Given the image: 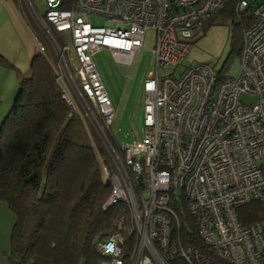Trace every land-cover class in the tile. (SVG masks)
<instances>
[{
	"label": "built area",
	"instance_id": "2783aa9c",
	"mask_svg": "<svg viewBox=\"0 0 264 264\" xmlns=\"http://www.w3.org/2000/svg\"><path fill=\"white\" fill-rule=\"evenodd\" d=\"M22 1L61 98L109 157L105 164L95 147L110 182L105 205L129 206L134 243L127 247L113 231L98 241L99 264H264V218L242 224L238 212L255 201L264 210V0H236L237 18L249 13L252 21L241 36L236 74L224 77L202 62L176 76L158 70L184 57L198 24L227 0H45L43 15ZM91 15L104 24L90 23ZM149 27L156 41L154 71L143 80L144 133L116 144L114 109L92 54L106 49L126 66ZM52 28L67 30L70 43ZM183 200L203 250L178 244L172 231Z\"/></svg>",
	"mask_w": 264,
	"mask_h": 264
},
{
	"label": "trees",
	"instance_id": "16d2710c",
	"mask_svg": "<svg viewBox=\"0 0 264 264\" xmlns=\"http://www.w3.org/2000/svg\"><path fill=\"white\" fill-rule=\"evenodd\" d=\"M227 2L221 9L239 28L240 57L241 36L252 16L237 18L236 0L226 7ZM34 50L29 76L15 69L18 90L0 121V201L14 214L7 259L10 264H99L104 256L98 241L113 231L124 235L127 247L134 243L129 206L124 201L105 205L110 182L103 179L96 149L106 152L70 112L49 62ZM0 65L15 67L1 53ZM181 205L178 226H172L175 238L203 250L186 202ZM238 212L242 224L264 218L256 201Z\"/></svg>",
	"mask_w": 264,
	"mask_h": 264
},
{
	"label": "rangeland",
	"instance_id": "374dc122",
	"mask_svg": "<svg viewBox=\"0 0 264 264\" xmlns=\"http://www.w3.org/2000/svg\"><path fill=\"white\" fill-rule=\"evenodd\" d=\"M31 1L36 12L43 15L46 10L45 0ZM249 1L255 3L259 0ZM230 2L231 0H228L225 6L230 5ZM9 11H12L14 21L6 24L7 41L0 46V53L15 67L0 65V112L4 113L3 116L12 105L18 90V75L15 69L18 68L23 76H29V60L35 51L33 35L40 38L22 0H4V2L0 0L1 20H11ZM89 21L95 25L104 24L101 15H91ZM238 29L234 25V18L219 9L209 19L198 24L197 34L190 39L191 44L184 53V57L175 66L160 67L158 74L164 75L174 70L176 76L184 69V66L202 62L213 68L215 72H221L220 75L223 77L235 75L239 67ZM58 34L63 36L65 43H70L67 30ZM155 41L156 32L149 27L144 31L141 46L133 53L130 63L126 66L112 59L106 49L92 54L114 109L110 130L112 140L116 144H130L143 136V80L154 71L152 49ZM240 98L250 102L254 96L241 94ZM88 128L92 132L90 127ZM99 156L103 158L105 164L110 162L107 154H99ZM176 192L179 193L180 190L176 189ZM13 221L12 210L0 201V257L5 259L10 249V231ZM6 264H10L8 259Z\"/></svg>",
	"mask_w": 264,
	"mask_h": 264
},
{
	"label": "crops",
	"instance_id": "0c3cea01",
	"mask_svg": "<svg viewBox=\"0 0 264 264\" xmlns=\"http://www.w3.org/2000/svg\"><path fill=\"white\" fill-rule=\"evenodd\" d=\"M3 2H4V0H3ZM11 13H12V11H9V16L11 18V20H9V21L3 20V19L1 20V17H0V46H2L3 43L7 41V39H6V36H7V31H6L7 30V27H6V24L12 23V21H14L13 18H12L13 17V14H11ZM3 115H4V113L3 112H0V121H1V119L3 117ZM6 262H7V259H5L3 257H0V264H6Z\"/></svg>",
	"mask_w": 264,
	"mask_h": 264
}]
</instances>
